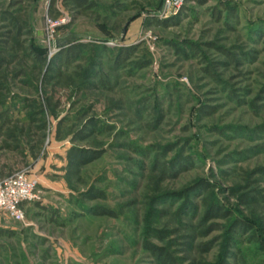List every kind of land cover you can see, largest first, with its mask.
<instances>
[{
	"label": "rangeland",
	"instance_id": "obj_1",
	"mask_svg": "<svg viewBox=\"0 0 264 264\" xmlns=\"http://www.w3.org/2000/svg\"><path fill=\"white\" fill-rule=\"evenodd\" d=\"M91 1L80 13L70 0H0V122L47 125L14 151L0 131V173L38 182L24 223L0 214V264H158L144 242L174 264H264V0H186L172 15L161 0ZM46 15L64 20L54 52ZM76 43L65 74L85 78L45 94L50 60ZM73 146L103 153L74 176Z\"/></svg>",
	"mask_w": 264,
	"mask_h": 264
},
{
	"label": "trees",
	"instance_id": "obj_2",
	"mask_svg": "<svg viewBox=\"0 0 264 264\" xmlns=\"http://www.w3.org/2000/svg\"><path fill=\"white\" fill-rule=\"evenodd\" d=\"M70 1L75 6V8H77V11H80V13H82L81 11L90 10L95 6V3L91 0H70ZM194 1L201 3L203 0H194ZM185 3L183 7L185 6ZM2 17H5V19H7L8 22H11L10 24L13 25V27H16V29L28 27L27 16H25L24 20H20V19L18 20L15 17H9V16H2ZM154 23L158 25L164 24L163 21H155ZM13 42L15 45L21 46V44L19 43L18 39L15 38V36L13 37ZM82 46L85 45L82 43H76L73 45H68L59 48L58 54L50 60V64L56 65L54 72L48 76H42L40 78V84H43L45 86L44 88L45 94L47 93L46 87L48 85H51L52 83L53 85H55L54 81L56 82L61 81L67 87L74 86L76 89H78L76 85L85 78L86 74L82 73L79 70H75L78 66H73L74 71L72 70L71 73L69 74H65V73L66 70H68L66 68H68L73 63V61H75V58L79 56L80 49ZM133 50H134V46L120 47L115 54V62L120 65L124 64V62L132 55ZM34 58L37 62L36 68L40 70L43 67V65H45L47 60L44 56L37 54L34 55ZM54 61H56V64L54 63ZM101 81L102 80L100 79V82ZM34 89L36 91H39L37 89V86H34ZM43 107H40L39 109L40 111H42L41 114L44 115ZM202 111L205 114L209 113L207 110H202ZM33 123L35 124H28L21 128L16 125L10 126L8 121L3 119L0 122V131H4V139H3L2 147L10 151L18 150L20 147V145L18 144V134L20 133L25 134L27 139H30L31 135H34V133L36 135V131H44L47 128V125L45 124L44 120L37 118V120H33ZM89 124L91 126H94L93 121H90ZM6 125H9V127L8 126L5 127ZM92 131L93 130H91V128L87 132H84V129H79L73 134L72 140L73 141L84 140L88 137V135ZM102 153L103 152L101 150L80 148L74 146L71 147L69 149V166L71 169V173L74 176H77L80 173V168L82 166L99 158L102 155ZM185 192H187V189L183 191V193ZM171 194H175V193L171 192ZM93 197L94 196H90V198ZM207 208L209 210L208 213L210 217H215L222 213L221 211H219L218 206L214 202H211L210 200L207 202ZM93 213L96 215H109V216L113 215V212L111 210H107L102 207L95 208ZM240 224H238V227L243 228L242 226H240ZM143 247L153 255V257L156 259L158 264H174V258L166 249L150 244L149 242H144Z\"/></svg>",
	"mask_w": 264,
	"mask_h": 264
},
{
	"label": "built area",
	"instance_id": "obj_3",
	"mask_svg": "<svg viewBox=\"0 0 264 264\" xmlns=\"http://www.w3.org/2000/svg\"><path fill=\"white\" fill-rule=\"evenodd\" d=\"M185 0H162L164 14L177 13L184 5ZM64 22L63 19L52 20L48 15L44 18L45 37L51 52L56 50L55 30ZM50 130H48L49 134ZM47 134L46 143L49 142ZM38 182L31 178L24 170H18L6 175L0 173V214L15 221H25L23 204L38 199Z\"/></svg>",
	"mask_w": 264,
	"mask_h": 264
},
{
	"label": "water",
	"instance_id": "obj_4",
	"mask_svg": "<svg viewBox=\"0 0 264 264\" xmlns=\"http://www.w3.org/2000/svg\"><path fill=\"white\" fill-rule=\"evenodd\" d=\"M62 44V41H56V46L59 47Z\"/></svg>",
	"mask_w": 264,
	"mask_h": 264
}]
</instances>
